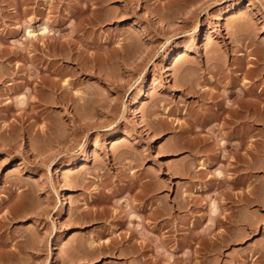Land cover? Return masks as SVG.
I'll return each mask as SVG.
<instances>
[{
	"label": "rangeland",
	"instance_id": "rangeland-1",
	"mask_svg": "<svg viewBox=\"0 0 264 264\" xmlns=\"http://www.w3.org/2000/svg\"><path fill=\"white\" fill-rule=\"evenodd\" d=\"M0 264H264V1L0 0Z\"/></svg>",
	"mask_w": 264,
	"mask_h": 264
},
{
	"label": "bare ground",
	"instance_id": "bare-ground-1",
	"mask_svg": "<svg viewBox=\"0 0 264 264\" xmlns=\"http://www.w3.org/2000/svg\"><path fill=\"white\" fill-rule=\"evenodd\" d=\"M264 1V0H263ZM49 3H50V1H49ZM150 16V15H149ZM47 25V24H46ZM38 26H41V25H38ZM35 28V27H34ZM32 29L31 28V26H30V29H28L27 30V39H28V37L31 39V38H36L37 37V35H36V33L38 32L39 33V35L40 34H43V35H41V36H43L44 37V35L46 36L47 35V33H49L48 31H49V28L47 27V26H45V25H43V26H41L38 30L41 32H39V31H35V30H37V29ZM51 32V31H50ZM39 35H38V37H39ZM180 55V54H179ZM178 55V58L176 57V61H178L182 56H179ZM168 58V57H167ZM166 58V59H167ZM180 62V61H179ZM238 79V78H237ZM240 80V79H239ZM212 82L214 81V80H211ZM238 81V80H237ZM65 83H67V80H66V82ZM69 84V83H68ZM235 84H237V83H235ZM240 84V83H239ZM49 86V85H48ZM53 86H54V84H53ZM69 86V85H68ZM67 86V87H68ZM239 86V85H238ZM50 87H51V85H50ZM241 87V86H240ZM58 88V87H57ZM65 89V88H64ZM187 89V88H186ZM231 89H232V87H231ZM234 89V88H233ZM239 89V88H238ZM237 89V90H238ZM240 89H242V88H240ZM188 90V89H187ZM193 90V89H192ZM206 90V89H205ZM236 90V88H235V91H237ZM57 91V90H56ZM190 91H191V89H190ZM235 91H233L234 93H235ZM244 91H245V89H244ZM243 91V92H244ZM255 91V90H254ZM147 92H148V85H144L140 90H139V92H138V94H137V96L131 101V103H130V105H129V108H130V110L132 111V113H133V115H134V119H135V121H137V124H138V126L140 127V128H143V125H142V123H141V120L139 119V116H138V114H137V107H138V105L140 104V103H142L143 102V100L145 99V97H146V95H147ZM192 92V91H191ZM229 92V91H228ZM233 92H231V93H233ZM237 92H239V90L237 91ZM236 92V93H237ZM240 92H241V94H242V91L240 90ZM240 92H239V95H240ZM251 92V91H250ZM197 93H199V92H197ZM225 93V92H224ZM227 93V92H226ZM245 93L246 92H244V96H245ZM202 94V93H201ZM75 95H76V93H75ZM236 95V94H235ZM238 95V94H237ZM236 95V97H234V99L232 100L233 101V103H234V101L236 102V101H238V99H240L241 98V96H243V95H241V96H237ZM247 95V94H246ZM251 95V94H250ZM25 96V95H24ZM229 96H230V94H229ZM228 96V97H229ZM243 96V97H244ZM224 97V96H223ZM232 97V96H231ZM230 97V98H231ZM238 97V99L236 100V98ZM242 97V98H243ZM23 98V97H22ZM22 98H20V99H22ZM227 98V97H226ZM241 98V99H242ZM246 98V97H245ZM24 99V98H23ZM240 99V100H241ZM244 99V98H243ZM247 99V98H246ZM255 99V98H254ZM257 99V98H256ZM254 100V101H257V100ZM259 99V98H258ZM25 100V99H24ZM23 100V101H24ZM56 100V99H55ZM239 100V101H240ZM21 101V100H20ZM243 101V100H242ZM242 101H240V102H242ZM246 101V100H245ZM259 101V100H258ZM230 102V101H229ZM251 102V101H250ZM25 103V102H24ZM233 103L230 105L231 106V109L232 108H237V107H239V105L241 106V104L238 102L237 104H239V105H237L236 103V105H237V107L235 106V107H233L232 105H233ZM254 103V102H253ZM250 104V103H249ZM248 103L247 104H245V105H248V108H250ZM256 104V103H255ZM254 104V105H255ZM77 105V104H76ZM78 105H80V104H78ZM229 106V105H228ZM257 106V105H256ZM241 107H245V106H241ZM247 107V106H246ZM120 108V107H119ZM231 109H228L229 111L231 110ZM240 109V108H239ZM239 109H237V111H235V110H233V111H235V112H241ZM250 110V109H249ZM245 111H246V109H245ZM248 111V110H247ZM239 112H238V116L240 115L239 114ZM230 113H231V111H230ZM232 114H234V113H232ZM250 115V114H249ZM228 116V115H227ZM232 116V115H231ZM234 116H235V114H234ZM234 116H233V118L232 119H234ZM251 116V115H250ZM249 116V117H250ZM241 117H242V115H241ZM241 117L239 116V118L237 117V116H235V118L237 119V120H241ZM244 117V116H243ZM227 119V118H226ZM226 119H224V120H226ZM245 119H246V121H247V118L245 117ZM251 119V118H250ZM249 119V120H250ZM235 120V119H234ZM236 120V121H237ZM228 121H230L229 119H228ZM243 121V120H242ZM225 122V121H224ZM231 122H233V121H231ZM241 122V121H240ZM245 122V121H244ZM208 123V122H207ZM226 123V122H225ZM236 124V123H235ZM245 124V123H244ZM224 125V124H223ZM226 125V124H225ZM238 125V124H237ZM236 125V126H237ZM235 126V127H236ZM222 129H224V128H222ZM241 134V133H240ZM243 134V133H242ZM245 134V133H244ZM247 134V133H246ZM226 136V135H225ZM238 136V135H237ZM246 136V135H245ZM227 137V136H226ZM224 138V137H223ZM245 138V137H244ZM227 140V139H226ZM223 142H225V141H223ZM224 145V144H223ZM239 146V145H238ZM240 146H242V145H240ZM88 144L86 145V147H85V153L87 154L88 153ZM223 154V153H222ZM225 156V155H224ZM226 157V156H225ZM202 163V162H201ZM74 164H76L75 162H73V163H69V165H67V167L66 168H69V167H71L72 165H74ZM21 165V164H20ZM201 165V164H200ZM202 168H203V166H202ZM67 172V170H65V169H62V170H60L58 173H57V176L58 177H61L62 175H64L65 173ZM18 188V187H17ZM18 191V190H17ZM20 191V194L22 193L21 192V190H19ZM26 191V190H25ZM62 191L64 192L63 193V201H62V204L60 205V207L58 208V215H59V217L61 218V219H64L66 216H67V213H68V210H69V202H68V196H67V193H65L66 191H70V189H69V187L67 186V184L65 183V184H63V188H62ZM138 216H140V215H138ZM138 218V217H137ZM140 218V217H139ZM143 220V219H142ZM54 246H53V244H51V246H50V248H49V256L51 257V259H53L54 258Z\"/></svg>",
	"mask_w": 264,
	"mask_h": 264
}]
</instances>
